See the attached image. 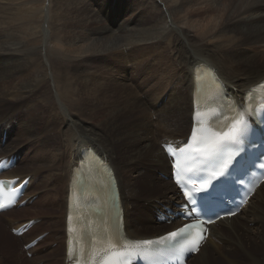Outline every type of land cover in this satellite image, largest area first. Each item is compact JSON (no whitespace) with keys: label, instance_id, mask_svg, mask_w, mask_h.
Here are the masks:
<instances>
[{"label":"bare ground","instance_id":"6f19581e","mask_svg":"<svg viewBox=\"0 0 264 264\" xmlns=\"http://www.w3.org/2000/svg\"><path fill=\"white\" fill-rule=\"evenodd\" d=\"M21 1L0 0V55H14L0 58V113L7 108V104L10 107L14 105L7 116L0 114V132L6 134L5 144L0 147V159L20 156L16 167L5 173L4 177L24 179L29 177L28 175L31 176L24 196L28 203L20 209L12 208L1 213L0 218L8 213L23 210L22 215L9 218L11 221H6V226H12L11 229L14 230L29 221L36 224L21 237L3 232L0 236V247L10 242L16 245L23 239H26L24 245H27L46 232L51 234L52 230L54 236L48 238L51 245L44 250L46 256L38 260L34 258L38 250L43 251L41 242H38L28 251L22 247L12 264H92L93 254L83 251L84 244L106 227L94 222L86 225L78 223L79 239L69 241L70 237H67L68 196L74 175L82 161V153L88 149L113 170L119 209L122 211V239L135 242L154 239L180 227L181 224L177 222L167 225L155 221V209L166 206L178 210L174 204L180 201L172 182L155 176L160 172L159 175L164 174L169 179L171 168L161 146L152 151V142L160 136L164 138L171 135L167 141L160 144H172L176 149L181 147L191 128V116L198 110L199 96L212 100L213 92L222 90L227 107L232 108L235 114L245 109L253 89L255 88V93L258 85L264 81V0L224 1L225 5L230 2V7L236 5L240 14L244 9H257L252 10L254 13H249L248 16V19L254 22H250L252 24L248 27V34L256 37L253 39L246 32L235 34L233 25H222L227 19L223 20L221 16L234 12L233 9L227 11L225 5L210 7L209 0H164L173 8L167 9L165 3L158 0L163 12L152 24L141 23L137 25L140 28L134 26L122 31H118L120 28L114 30L113 27L105 25L103 27L106 32H103L107 34L103 36L101 32L103 41L100 46L96 45L97 47L90 44L91 47H88L89 45L83 43L78 46L67 44V40L74 38L77 32L53 26L54 8L49 6V0L45 1L46 22L43 15L37 19L36 13L33 12L22 16L19 10ZM59 1L61 3L66 0ZM75 2V5L70 6L78 16L81 17L82 14L89 16V19L96 18L95 11L89 6L90 0ZM60 3L59 5H62ZM112 4L115 5L112 11L117 14L142 11L139 3L136 8H130L126 3L121 4L119 0L113 1ZM67 7L70 14L74 12ZM223 7L224 12H220ZM78 18L77 21L80 20ZM36 20L38 22L32 30L29 25ZM41 20L42 25H39ZM213 21L216 25H213ZM44 23L47 25L45 31L42 29ZM216 27L217 30L214 29ZM37 28L38 31H35ZM212 29L214 30L211 36L214 35L215 38L213 42L206 37ZM28 30L32 35L30 39L26 38L29 35ZM113 31L116 34H113ZM33 33L39 36L34 37ZM36 37H40L42 44L31 47ZM194 37H197L196 40ZM100 39L102 40L101 36ZM106 41L111 42L108 44L110 46ZM47 43L49 53L45 52ZM215 43L218 44L214 46ZM122 47H126L127 52H130L132 47H137L141 52L139 57L142 53H149L150 59L143 60L150 66L154 64L150 75H144L146 80L140 81L138 85L134 83V77L127 76V67L130 65L123 66L126 60L121 52ZM94 55L98 57L95 59ZM131 57L133 60L139 58L136 54ZM39 59L46 61L50 73H47L45 63ZM110 61H113V66L109 65ZM141 63L140 67L144 68ZM115 66L120 67L117 74L115 71V74L113 71L111 73L117 78L112 76V79H108L107 76L112 75L108 70L111 71V67ZM95 74L98 76L96 83L92 80ZM203 76L213 87V92L204 88ZM133 86L138 90H133ZM19 109H24V112ZM73 115H80L84 122L77 119L74 121ZM28 116L39 118V127L31 126ZM25 117L28 124L24 127ZM144 117H147L148 121H143ZM88 121L91 124L85 126ZM22 127L23 132L20 130ZM176 132H179L177 136ZM31 133L39 135L41 141L38 137L31 138ZM23 134L27 135V140H33L36 151L27 144V140L20 141V138L16 140L18 143L12 146L16 136ZM32 156L35 157L33 163L38 166L27 173L16 172L25 169L22 166H26L27 160L30 162ZM124 165L127 168H124ZM31 171L33 172L30 173ZM40 171L47 172L43 179L45 189L31 190L34 176ZM90 182L93 183L94 180L90 178ZM55 187L60 191L57 193L63 200L57 205L61 208L55 220L61 221V224L57 225V234L53 229L55 221L51 220L54 214L49 210L52 203L57 202L51 194ZM44 191L49 193L42 198ZM149 192H152L151 196L148 195ZM232 219L231 222L224 219L210 226L207 242L187 264H212L210 257H220L228 264H264V235L261 237L264 233V183L256 190L246 207ZM38 226L47 227L46 232L43 230L28 241L27 237L33 235ZM217 228L221 233L216 231ZM226 231L231 232L237 239L228 236ZM237 240H242L241 247L236 246ZM208 242H211L208 245L212 247L214 256L207 257L204 253ZM60 243L63 247L61 260H58V257L51 260L54 257L48 254L55 251L52 249L53 244L57 247ZM259 244L262 245L263 255L257 257L253 251ZM67 249H76L77 252L67 254ZM205 252L208 253L207 250ZM24 253L31 254L30 259L26 258ZM242 255L245 256V261L237 262L240 258L238 256ZM0 264L4 262L0 261Z\"/></svg>","mask_w":264,"mask_h":264},{"label":"rangeland","instance_id":"374dc122","mask_svg":"<svg viewBox=\"0 0 264 264\" xmlns=\"http://www.w3.org/2000/svg\"><path fill=\"white\" fill-rule=\"evenodd\" d=\"M43 0H22L21 1V3L22 4H20L19 5V10H20V13L22 14V16L23 15H26V14H30L31 12H33V13H36V18L37 19H39L40 18V15H43V17H44V19H45V22H46V17H47V3L45 2L46 0H44V2H42ZM51 0H49V6L50 7H52V8H54V11H53V16H54V27H56V28H65L66 30H75L76 32H77V34H74V38H72V39H68L67 40V44H75L74 46H78V45H80V44H82L83 43V45L84 44H86L87 46L90 44L92 47H97L98 45L100 46L102 43V41H103V37H102V33L101 32H106V30H104V27L103 26H107V27H113V29L115 30V29H119L118 31H122V29L123 30H125L126 28L127 29H129L130 27L132 28V27H134V26H136V27H138V28H140L139 26H137L138 24H141V23H144V24H146V25H150V24H152V22L155 20V19H157V18H159L160 16H161V14H162V12H163V9L161 8V6L159 5V2H158V0H137L136 2H135V0H129V1H127V0H119V1H121V4H123V3H126L130 8H136L139 4L142 6V11L141 12H129V13H127V14H122V13H120V14H117V12H115V11H112V9H113V6L115 7V5L114 4H112V2L114 1H118V0H90V7L95 11V15H96V18H91V19H89V16H87V15H82L81 14V17H80V15L78 16L76 13L77 12H75V9L73 10V8H71V6L72 5H75L74 4V2H75V0H66V1H61V3H60V1L59 0H52L51 2H50ZM55 1V2H54ZM70 1H72V2H70ZM161 1H163L164 3H165V5H166V8L167 9H173L171 6H169L168 5V3H166L164 0H161ZM224 1H227V0H218V1H215L214 2V0H209V5H210V7H215V6H224L225 4H224ZM40 2V3H39ZM63 2V3H62ZM45 3V4H44ZM56 3V4H55ZM59 3L60 4H62V5H59ZM66 3V4H65ZM76 3V2H75ZM95 3V4H94ZM133 3H135V4H133ZM139 3V4H138ZM229 3L230 2H228V5L226 4L225 6H226V9H227V11L228 10H231V9H233V13H230L229 15H226V14H223V16H221V18L223 19V20H226L227 19V21H226V23L225 24H222V25H224V27H225V25H227V27L229 26V27H231L232 25L235 27V29H234V33L235 34H244V32H246L247 34H248V27L252 24V23H250V22H253V20H251V19H248V16L250 15V14H253L254 13V11H252V10H257V9H252V7L251 8H249V9H244V12H241V14H240V12H239V9H236V5L235 6H231L230 7V5H229ZM25 4V5H24ZM70 4H71V6H70ZM91 4H93V5H91ZM130 4V5H129ZM31 5V6H30ZM52 5V6H51ZM54 5H58V7H56V6H54ZM67 5H68V7H70V9L72 10V11H74V12H72L71 14L68 12V10L66 9V7H67ZM99 5V6H98ZM54 6V7H53ZM94 6H95V8H94ZM60 7H62V8H60ZM67 7V8H68ZM43 8V9H42ZM58 8V9H57ZM63 8H65V9H63ZM62 9V10H61ZM96 9H98V10H96ZM62 11L61 13L59 12V11ZM224 10H225V8L223 7V9L220 11V12H224ZM251 10V11H250ZM259 10V9H258ZM64 11V12H63ZM248 11V12H247ZM28 12V13H27ZM57 12H59V14L57 13ZM246 12V13H245ZM55 13H57L56 15H54ZM64 13H65V16H64ZM67 13V14H66ZM250 13V14H249ZM73 14V15H72ZM59 15H60V18H58L59 17ZM71 15V16H70ZM98 15V16H97ZM244 15V16H243ZM247 17H246V16ZM70 16V17H69ZM75 16V17H74ZM77 16V17H76ZM85 16V17H84ZM87 16V17H86ZM227 16H228V18H227ZM56 17V18H55ZM73 17H74V19H73ZM79 17V18H78ZM83 17V18H82ZM241 17V18H240ZM245 17V18H244ZM62 18H63V20H62ZM72 18V19H71ZM80 19V20H76V19ZM87 18V19H86ZM99 18V19H98ZM104 20V21H102V19ZM239 18V19H238ZM57 19V20H56ZM96 20V21H94V20ZM213 19V18H212ZM48 20H49V17H48ZM88 20V21H87ZM124 20V21H123ZM233 20V21H232ZM61 21V22H60ZM66 21H67V24H66ZM87 22V24L85 23V22ZM229 21H232V22H229ZM236 21V22H235ZM239 21H240V23H239ZM242 21V22H241ZM38 22V20H36L35 22H33V24L31 23V26L29 25V28H32V30L35 28V25H36V23ZM58 22V23H57ZM65 22V23H64ZM68 22H69V24H68ZM77 23V24H75V23ZM82 22V23H81ZM115 22V25H113V23ZM187 22H190V21H187ZM214 22V21H213ZM229 22V23H228ZM72 23V24H71ZM81 23V24H80ZM84 23V24H83ZM100 23V24H99ZM104 23V24H103ZM234 23V24H233ZM237 23H239V24H237ZM242 23H243V25L244 24H248V25H244V27H243V25H242ZM254 23V22H253ZM42 25V20L40 21V23H39V25ZM60 24V25H59ZM101 24H103V25H101ZM124 24V25H123ZM87 25V26H86ZM113 25V26H112ZM213 25H216V23L214 22L213 23ZM212 25V26H213ZM236 25V26H235ZM238 25V26H237ZM46 23H44V26H43V30L45 31L46 30ZM60 26V27H59ZM91 26H94V27H91ZM120 26V27H119ZM125 26V27H124ZM39 27V26H38ZM88 27V28H87ZM90 27V28H89ZM123 27V28H122ZM214 27V26H213ZM41 28V27H40ZM95 28H97V29H95ZM42 29H40V30H42ZM89 29V30H88ZM101 29V30H100ZM214 29H216L217 30V27L216 28H214ZM214 29H212L211 30V33H209L208 34V36H206V37H209V39L210 40H212V42L215 40V38H214V35L213 36H211V34H212V32H213V30ZM245 29V30H244ZM84 30V31H83ZM91 30V31H90ZM95 30H96V32H95ZM108 30V29H107ZM35 31H38V28L37 29H35ZM30 31L28 30V33L27 34H29L28 35V37H26L27 39L29 38H32V35L29 33ZM32 32H34V31H32ZM43 32V31H42ZM79 32V33H78ZM104 32H103V36H105L107 33H105L104 34ZM117 32V31H116ZM108 33H110V31H108ZM113 34H116L115 33V31H113L112 32ZM97 34V35H96ZM47 35H48V37H50V33L47 31ZM249 35V37H251V39H253V38H256L255 36H253V35H250V34H248ZM2 36V32L0 31V37ZM33 36L35 37V36H39V34H34L33 33ZM78 36H80V37H82V38H80V37H78ZM100 36H101V38H102V40L100 39ZM96 37V38H95ZM117 37H119V35L117 34ZM81 39V41H80V39ZM111 38V37H110ZM195 38V37H194ZM197 38V37H196ZM196 38L194 39V40H196ZM204 38V37H203ZM73 41V42H71V41ZM75 40V41H74ZM112 40V39H111ZM92 41H94V42H96L95 44H94V42H92ZM113 41V40H112ZM88 42H90V43H88ZM100 42V43H99ZM107 42V41H106ZM98 43V44H97ZM111 42H107L106 44L108 45V44H110ZM113 43V42H112ZM42 43H41V39H40V37H36V41L34 42V44H31L32 46L31 47H33V46H36V45H38V46H40ZM93 44V45H92ZM218 43H215L214 44V46L215 45H217ZM47 45H48V43L46 44V49H45V52L46 53H49L48 52V48H47ZM85 45V46H86ZM88 46V47H91V46ZM97 45V46H96ZM113 45V44H112ZM108 46H110V45H108ZM127 48L126 47H122V50H121V52H122V55L124 56V58H125V60H126V63H125V65H123V66H125V67H127L128 65H130L129 67H127V76L129 77V78H131V77H134V83H136L137 85L139 84V83H141L142 81H144V80H146V78L150 75L149 73H150V71L152 70V65H154V64H152L151 66L149 65V64H146V61L145 60H143V59H150V55H149V53H142V55L139 57V55L141 54V52L138 50V48L136 47V48H134L133 49V47H132V49L130 50V52H127ZM119 53H120V51H119ZM135 54L139 57V58H135V60H133L132 59V57L131 56H135ZM169 54H170V52L168 53V55H167V57L169 56ZM131 55V56H130ZM14 55H10V54H4V55H0V58H3V57H13ZM98 56H96V55H94V58L96 59ZM115 58H117L116 56H114ZM171 57V56H170ZM139 60V61H138ZM39 61L40 62H44L45 63V67L47 68L46 70H47V73H50L51 71H49V65L47 64L46 65V61L44 60V59H39ZM99 62V61H98ZM129 62V63H128ZM140 62H142L143 63V67L144 68H142V67H140L141 65L139 64ZM145 62V63H144ZM141 63V64H142ZM138 64V65H137ZM109 65L110 66H113L114 65V63H113V61H110L109 62ZM149 66V67H148ZM146 67H148V68H146ZM120 67L119 66H115V67H111V71H110V69L108 70L110 73L112 72L113 74H117V72H118V70L117 69H119ZM150 68V69H149ZM94 71V73H96L95 72V70H92V72ZM107 71V72H108ZM114 71H115V73H114ZM106 72V71H105ZM105 72H104V75L105 76H107L106 74H105ZM109 73V74H110ZM111 73V74H112ZM111 75V76H107V78L108 79H112V76L113 77H116L117 78V76H115V75ZM136 74H137V76H136ZM147 76V77H145V76ZM98 76H97V74H95V76H94V79H92V80H94V82L96 83L97 81H98V78H97ZM142 77H143V80H142ZM49 78H50V76H49ZM145 78V79H144ZM141 81V82H140ZM161 81L162 80H160V83H161ZM133 88V90L135 89V90H138V89H136V88H134V86L132 87ZM154 90H156V89H154ZM40 91V90H39ZM139 94H141V93H139ZM138 96H140V95H138ZM8 105V104H7ZM5 106V110H2V112L0 113L3 117H5V116H7L6 114L8 113H10V111H12L13 110V108H14V105H12L11 107H10V105H8V106ZM157 107V106H156ZM9 110V111H8ZM5 111H6V113H5ZM19 111L20 112H24V109H19ZM4 113V114H3ZM5 115V116H4ZM1 116V117H2ZM76 116V117H75ZM80 115H73V120L74 121H76V119H77V121H79V122H84L82 119H81V116L79 117ZM28 119H29V124L32 126H36V127H39V125H40V119L39 118H33V117H30V116H28ZM91 119V118H90ZM166 119V118H165ZM148 121V119H147V117L145 118L144 117V119H143V121ZM163 121H165V120H163ZM26 124H28L27 123V118L25 117V121H24V127L26 126ZM91 123H89V121L86 123V125L85 126H88V125H90ZM24 127H22L20 130H22L21 132H23V129H24ZM177 133H179V132H176V136L178 135ZM22 136V137H21ZM17 135L16 136V138H15V140L13 141V143H12V146L13 145H16L18 142L16 141L17 139H19L20 138V141H24V140H27V135L25 136L24 134L23 135ZM31 138H36V137H38L39 139H40V137H39V135H37V136H35V135H33V133H31L30 135H29ZM168 137L170 138L171 137V135L170 136H166V137H158L156 140H155V142H152V144H153V146H152V151H154L155 149H159L160 148V146H161V144H160V142H163V141H167L168 140ZM175 138V137H174ZM173 138V139H174ZM40 141H41V139H40ZM152 141H154V140H152ZM159 142V143H157V142ZM171 141H172V139H171ZM30 142V143H29ZM27 144H29V145H31L30 147H32V148H34L35 149V151L37 150V148H36V146H35V144H34V142H33V140H27ZM11 150H12V147H11ZM19 158H20V156H19ZM34 156H32L31 157V159H30V162H28L29 160H27V164H26V166H25V164H24V166H22V167H25V169H20L19 171H16V172H19V173H27L28 172V170L30 171V170H32L33 168H35V166H38V165H36L35 163H33V160H34ZM124 168H127V167H125V165H124ZM134 168V167H133ZM115 170V169H114ZM16 172H14V174H16ZM33 171H31L30 173H32ZM49 172V171H48ZM30 173H28V174H30ZM160 173V172H159ZM159 173H157V174H155V176H157L158 178H160V179H163L164 181H169V180H166V179H164V175L162 174V175H159ZM47 174V172L46 171H40V172H38L34 177H35V179H34V181H33V183H32V188H31V190H41V189H45V180H43L44 179V177H45V175ZM115 174H116V176H117V172H116V170H115ZM21 175H23V174H21ZM24 175H26V174H24ZM29 177L31 176V175H28ZM43 180V181H42ZM41 181H42V184H40L41 183ZM41 185V186H40ZM165 185V184H164ZM39 187H41V188H39ZM55 189V190H54ZM53 189V191H51V194H53V197L56 199V204H53L52 203V207L51 208H53V210L51 209V208H49V210L51 211V212H53V214H54V217H52L51 218V220H52V222L53 221H55L56 220V216H57V213H58V211L59 210H61V208L59 207V206H57V205H60V203L59 202H61L62 203V201L63 200H61V198H60V195H58V193L60 192V191H58V189L55 187ZM57 190V191H56ZM55 192V193H54ZM58 192V193H57ZM49 192H47L46 193V191H44L43 193H42V198H44L45 196H47V194H48ZM46 194V195H45ZM56 194V195H55ZM151 194H152V192H149V194L148 195H150L151 196ZM44 195V196H43ZM144 197V196H143ZM60 198V199H59ZM59 200V201H58ZM258 200V198L255 200V201H257ZM47 204H50L49 202H47ZM54 205V206H53ZM146 205H144V207H145ZM39 210H41V209H39ZM24 213V211L23 210H19V211H14V212H11V213H8V214H6V215H4V216H1V218H0V236L2 235V233L3 232H5V233H7V234H10V235H12V229H11V227L12 226H6V221H7V223H10V219L9 218H11V217H16V216H19V215H22ZM36 214H37V212H36ZM149 217H151L150 215H149ZM25 219V218H24ZM21 220V219H20ZM16 221V220H15ZM232 221V220H231ZM230 221V222H231ZM235 223H237L236 221H235ZM58 224H61V221H59V222H57V221H55V225H54V227H53V229H54V231H55V233L57 234L58 232H59V228L57 227V225ZM245 226H247V224H245ZM47 227H41V226H38L35 230H34V232H33V235L32 234H30V236L29 237H27L28 238V241H31L32 239H34V235H37L38 233H40V232H42L43 230V232H46V229ZM4 229V230H3ZM6 230V231H5ZM48 230V229H47ZM51 231V234H50V232H46V233H44L45 235H44V238L39 242L40 244H41V246H42V249H43V251L41 250V251H39L38 250V252L35 254V256H34V258H36L37 260L38 259H42L44 256H46L44 253V250L48 247L49 248V246L51 245L50 244V241H49V237H53L54 236V234H53V232H52V230H50ZM216 231H218L219 233H221L220 232V230L217 228V230ZM226 233H227V235L228 236H230L231 238H233V239H237L234 235H232V233L231 232H229V231H226ZM53 234V235H52ZM222 234H223V236H224V238L226 239V235L224 234V232H222ZM50 235H52V236H50ZM263 235H264V233L261 235V237L263 238ZM223 236H221L220 237V239H222L223 238ZM214 239V238H213ZM26 242V239H23L22 241H20V242H18L16 245L13 243V242H10V243H8V245H5L4 247H0V261H2V262H4V264H12V260H15L16 259V257H17V255H18V253L20 252V250H22V247L24 248V243ZM208 244H211V242H208L207 244H206V246H205V250H207V252L209 253V251H210V253L208 254V253H206L205 252V250H204V253L206 254V256L207 257H210V256H214L215 254L213 253V251H211V246L210 245H208ZM238 244V245H237ZM10 245V246H9ZM236 246L237 247H241L242 246V240L241 241H238L237 240V243H236ZM261 244H259V246H257L256 247V249L253 251L254 252V254L255 255H257V257L260 255V254H262L263 255V250L261 249ZM52 249H55V251L54 252H51V253H49L48 254V256H51V257H54V258H51V260H54L55 259V257H58V260H61V256L63 255V247H62V244L60 243V245L59 246H57L56 247V244H53V246H52ZM249 252V251H248ZM25 254V253H24ZM42 254H44V255H42ZM41 255V256H40ZM30 256H31V254H25V257L26 258H28V259H30ZM238 257H240V258H238V260H237V262H243V261H245V256H238ZM242 259V260H241ZM209 261H210V263H212V264H228L227 262H226V260H223L222 258H217V257H210V259H209ZM20 264H27V263H25V262H22V263H20ZM40 264H43V262H40ZM55 264H57V263H55Z\"/></svg>","mask_w":264,"mask_h":264},{"label":"snow or ice","instance_id":"6c2138e0","mask_svg":"<svg viewBox=\"0 0 264 264\" xmlns=\"http://www.w3.org/2000/svg\"><path fill=\"white\" fill-rule=\"evenodd\" d=\"M233 131H235V125L233 126ZM212 135L215 136L216 139L211 144L207 145L204 149H200L201 151L207 153L208 155H213V154L219 155L220 149L226 140H230L232 143L242 144V142L239 141L236 136L230 135V133L227 132L224 133L223 136H219L215 133H213ZM195 136H196V132L193 131V137ZM244 150L245 149L242 146L238 148L239 152H243ZM232 167H235V165H233ZM232 167L228 166V162H225L221 165V171L215 174L216 176L220 177V179H218L216 183L212 185V188H216L218 186L224 185L229 179H232L233 183H235L236 178L233 177L232 175ZM260 167L264 168V163H261ZM177 183L180 184L179 178L177 179ZM2 186L3 185L0 184V187ZM184 195L185 197L189 198V205H190V206L182 205V207H185L187 209L186 215H191L193 212L200 211L197 205L199 204L202 197H196L194 195L189 196L188 191H185ZM6 207L7 205L0 204V209H4ZM227 215L229 216L235 215V211L234 210L230 211L229 213H227ZM69 220H71V216L69 217ZM208 222H213V221L209 220ZM193 230H197V236L195 238L190 239L192 237ZM69 231L71 232L72 229L70 228ZM202 231L203 229L201 228L200 224H191V225H187L185 228L179 229L177 232L170 233L169 236L172 239H177V238L184 239L190 244V247H181L179 249L180 253L183 254L184 252H195L199 249L200 243L204 239L203 236L199 235V232ZM144 243L151 244L152 242L145 241ZM105 264H107V262H105ZM123 264H127V261H124Z\"/></svg>","mask_w":264,"mask_h":264}]
</instances>
